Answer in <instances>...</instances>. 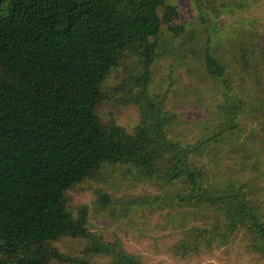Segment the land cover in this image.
Here are the masks:
<instances>
[{"label": "trees", "instance_id": "obj_1", "mask_svg": "<svg viewBox=\"0 0 264 264\" xmlns=\"http://www.w3.org/2000/svg\"><path fill=\"white\" fill-rule=\"evenodd\" d=\"M180 20L171 0H0V264H147L123 240L93 232L90 207L69 206L73 190L110 167L178 186L167 205L202 215V225L178 232L170 250L176 259L242 239L245 251L264 262L263 188L251 178L216 180L203 158L221 135L242 128L246 96L235 93L229 64L206 49L201 61L225 89L224 116L196 145L170 137L176 116L166 108L168 94L151 92L164 31L187 35ZM246 39L230 45L229 59L261 91L264 26ZM261 97L254 94L256 102ZM110 102L135 108V127L105 121L100 110ZM95 195L102 212L120 207L125 217L168 201L116 199L101 189ZM67 239L84 248L64 252L59 244Z\"/></svg>", "mask_w": 264, "mask_h": 264}, {"label": "rangeland", "instance_id": "obj_2", "mask_svg": "<svg viewBox=\"0 0 264 264\" xmlns=\"http://www.w3.org/2000/svg\"><path fill=\"white\" fill-rule=\"evenodd\" d=\"M171 1L181 12L178 24L186 28L187 35L183 33L175 38L164 31L161 38L164 55L154 66L151 85L154 95L168 94L166 108L176 116L168 134L183 144L196 145L200 140L212 137L218 129L224 116L219 112L224 105L225 89L208 74L201 61L209 49L229 64L234 75V88H238L235 93L246 96V109L239 123L242 128L221 135L217 144L206 149L203 158L216 180L230 176L242 180L251 178L254 184L263 188L257 196L260 199L264 197V88L256 89L255 80L229 59V50L230 45L247 41L248 35L263 31L264 0ZM111 85L115 82H110ZM258 92L263 98L256 102L254 94ZM100 113L105 121L113 119L128 129L138 122L135 108H123L112 102L102 106ZM239 146L243 151H249V155L239 152ZM257 154L261 160L253 164ZM246 157H250V162L243 165L242 159ZM97 189L111 193L116 199L132 195L168 201L163 209L151 207L146 215L133 211L125 217L120 207L114 214L102 212L96 203ZM178 191V186L150 184L122 168L110 167L98 181L79 186L68 197L73 210L79 206L90 207L93 232L109 242L116 238L123 240L133 252L141 254L147 264H264L245 251L242 239L183 260L172 256L171 245L177 240L181 227L203 223L202 215L191 209L167 205ZM59 247L69 254L84 248L81 242L70 239L60 242Z\"/></svg>", "mask_w": 264, "mask_h": 264}]
</instances>
